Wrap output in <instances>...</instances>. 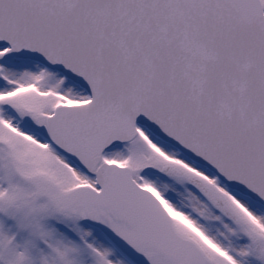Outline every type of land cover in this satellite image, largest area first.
Masks as SVG:
<instances>
[{
  "label": "snow or ice",
  "instance_id": "6c2138e0",
  "mask_svg": "<svg viewBox=\"0 0 264 264\" xmlns=\"http://www.w3.org/2000/svg\"><path fill=\"white\" fill-rule=\"evenodd\" d=\"M0 264H264V0H0Z\"/></svg>",
  "mask_w": 264,
  "mask_h": 264
}]
</instances>
